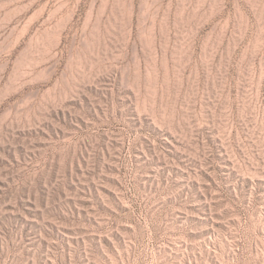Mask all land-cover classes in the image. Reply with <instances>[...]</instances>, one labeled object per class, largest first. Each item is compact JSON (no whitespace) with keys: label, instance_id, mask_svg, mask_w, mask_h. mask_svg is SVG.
Wrapping results in <instances>:
<instances>
[{"label":"rangeland","instance_id":"rangeland-1","mask_svg":"<svg viewBox=\"0 0 264 264\" xmlns=\"http://www.w3.org/2000/svg\"><path fill=\"white\" fill-rule=\"evenodd\" d=\"M0 264H264V0H0Z\"/></svg>","mask_w":264,"mask_h":264}]
</instances>
